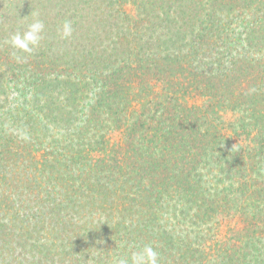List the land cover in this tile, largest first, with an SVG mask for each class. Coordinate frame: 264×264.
<instances>
[{"label":"trees","instance_id":"trees-1","mask_svg":"<svg viewBox=\"0 0 264 264\" xmlns=\"http://www.w3.org/2000/svg\"><path fill=\"white\" fill-rule=\"evenodd\" d=\"M16 2L7 3L8 15L13 12L16 18L7 28H15L26 15H17L27 11L26 3L17 2L14 10ZM132 4L133 15L120 10L125 32L111 42L114 54L103 58L102 50L90 60L100 70L91 74L92 83L101 82L94 85L92 97L87 96L92 84L82 67L75 76L59 75L57 64L37 60L45 56L43 51L26 53L0 37V88L10 72L13 79H24L30 91L28 109L20 110L25 123H9L11 130L3 134L7 138L0 139V255L12 256L17 247L29 258L18 263L10 257L11 264H117L151 246L158 264H264V243L259 242L264 237V64L258 63L264 58V0ZM86 7L98 9L91 3ZM223 11L252 13L246 46L255 42L259 58L230 62L218 76L214 71L222 68H203L216 61L203 62L210 54L202 39L205 24L213 29L217 13ZM87 25L90 29L92 22ZM71 26L76 28L75 23ZM49 125L72 129L66 137H72L70 156L36 148L42 142L30 143ZM21 132L29 139L19 138ZM87 132L92 142L84 144ZM24 152L30 172L25 176L21 167L19 178L13 170L7 173L6 166L18 167L13 162ZM24 184L28 194H23ZM16 185L21 192H12L16 196L11 200L7 188L15 191ZM27 195L40 199V206L45 195L49 211L42 214L56 212L51 219L57 224L49 225L56 235L31 225L33 215L21 200ZM165 200L178 206L179 217L201 236L179 238L156 224ZM67 210L73 215L58 220ZM98 211L106 213L104 220H84ZM212 223L218 229L226 226L228 239L224 228L223 234H211ZM93 246L97 256H89Z\"/></svg>","mask_w":264,"mask_h":264},{"label":"rangeland","instance_id":"rangeland-1","mask_svg":"<svg viewBox=\"0 0 264 264\" xmlns=\"http://www.w3.org/2000/svg\"><path fill=\"white\" fill-rule=\"evenodd\" d=\"M19 2H25L26 3V10L20 12L17 15H23L21 20L17 21V25L15 28L11 29L7 28L5 26L6 23H10V26L12 25L14 19V14L8 15V8L10 6L7 5V3L10 2V0H0V37L3 36L4 42L8 41L10 37L20 32L21 34L27 30V27L29 24L33 23L36 19H39L44 24V29L40 33L41 39L37 46L34 47L32 54H41L43 51V54H45L44 57H38L37 60L42 61L46 64H57L60 69H58V74L60 75H74L78 74L80 68L82 67L83 71L82 73L86 75L87 80L92 84L89 86L90 93H88V97H92L93 93L96 92V87L94 85H99L100 79H97L95 84H93V79L90 78L92 73L98 72L94 70L95 67L91 65L90 60H94L93 54L98 53L101 55L102 52L103 58L104 56H108L109 54L113 53L114 50H112V41L120 40L121 36L125 32V28L122 27V16H121V8H126L127 11L130 13V15H133L134 13V5L132 4V0H16ZM103 1L101 4L100 2ZM110 2L112 4L110 5ZM17 2L14 4L13 9L17 7ZM60 3V4H58ZM91 3L93 6H97L98 9L88 8L86 5ZM109 3L107 6L106 4ZM104 5L105 8L102 6ZM86 7V8H84ZM243 14V15H242ZM252 13L245 14V11H241V14L239 12H232L230 14H227V12H218L217 17H215V27L211 30L206 29V26L208 24H205V30L203 32L202 39L203 43L202 46H206L203 49L205 52H208L210 54L209 57L204 58L203 62H212L216 61V65L214 63H211L212 65H205L203 68L205 69H215L222 68L218 72L214 71V73L218 76H220L221 71H226L227 67H230V62H236V64H239V61H246L248 59H257L259 58L258 52L253 46L256 44L253 42L250 47L246 45L248 44V41L246 39V32L245 29L249 25V20L252 18ZM65 21H70L71 24L75 23L76 28L72 31V40L68 39L64 44V40L61 38V33L63 29V23ZM88 22H92L91 30L88 29ZM157 29V27H156ZM90 30V31H89ZM44 32V33H43ZM48 43L52 47L48 46ZM60 47V45H62ZM181 44V43H180ZM264 54V49L261 51ZM260 53V54H262ZM90 55L91 58L87 59V56ZM28 56V55H26ZM111 56V55H110ZM112 57V56H111ZM202 57V56H201ZM113 58V57H112ZM121 58H124V55L120 56L119 58H115V63H120ZM262 58V61H258L260 64H264V58ZM85 59L88 60V62H85ZM32 60H35L32 59ZM99 60V59H98ZM69 63L70 65H68ZM74 63L76 65L74 66ZM106 63L104 67H106ZM102 67V68H104ZM4 68V67H3ZM53 70V69H50ZM106 69H102V72H105ZM52 72V71H51ZM50 74H53L50 73ZM55 74V73H54ZM57 74V73H56ZM12 74L7 73L4 77V83L3 87L0 88V106H3V108H0V139H6L4 135L7 133V130H11L9 123L14 124H22L25 123L24 120V112L20 110L28 109L27 105L29 103V96L30 91L27 88V86L24 84V79L22 78H16L13 79L11 77ZM84 75V76H85ZM85 78V79H86ZM90 101V100H89ZM88 102V100H87ZM85 103H81L83 105ZM16 108H18L16 110ZM80 110V109H79ZM12 111L11 115L9 116L6 114L8 112ZM4 113V114H3ZM3 130V131H1ZM72 129H64L57 127L56 125H49L47 127V131L43 135L38 134L36 140L31 139L32 142H42V145L39 147V145L36 146V148H39L40 150H45V152H51L54 149V154L58 153L59 156L65 155L70 156L74 152L72 148L68 145L72 141V137L66 138L69 134H71ZM92 132V131H91ZM38 133V132H37ZM4 134V135H3ZM114 138H117L118 134L113 133ZM91 134L87 132L86 137L83 139V142L87 140L91 141L90 139ZM20 138V137H19ZM18 138V140H19ZM66 138V139H65ZM69 140V141H68ZM92 142V141H91ZM90 142V143H91ZM87 146V145H86ZM95 147V145L90 144V148ZM34 148V147H33ZM30 151L31 149L28 148ZM32 151V150H31ZM27 154L26 152L21 153V156L16 159L17 162H13V164L18 165V167L12 168L11 165L7 168L6 171L9 173L13 170L14 174L18 176V178L21 176V167L25 170V176L27 173L30 172V164L29 160H27L24 155ZM16 157L15 155L13 156ZM64 158V157H63ZM10 161V164H12ZM8 164V163H7ZM20 172H19V171ZM9 171V172H8ZM77 175V174H76ZM74 176V178L76 177ZM77 183L80 182V180H76ZM124 186V185H122ZM128 186H134L133 184L129 183ZM128 186H124L125 189L128 188ZM26 184L22 186L23 194H28L27 191H29V187H27ZM135 187V186H134ZM133 187V189H134ZM3 189V187H1ZM15 191L13 189L7 188V194L14 198L16 195H12V192L20 194L21 190L20 187L17 188V185L14 187ZM43 202L41 203V206L37 203L40 199L36 200L33 199L31 196L27 195V199L23 198L21 200L25 201V208L27 209V212L29 215H33V218L31 220V225L36 227L37 229L42 226H44V229L50 234L49 236L56 235V230L53 232L49 229V225L51 223L52 226H55L57 223L51 219V215L56 214L54 212L53 214L43 215L42 213H47L49 210L47 207V204L44 202V199L46 198L45 195H42ZM53 198V196H50ZM83 199L81 202L86 201L85 195L82 194ZM52 198L49 200L52 201ZM89 199V198H87ZM77 200V198L75 199ZM36 201V202H35ZM41 202V201H40ZM74 202V201H72ZM37 205V206H36ZM66 205V204H64ZM163 205V211H159L158 217L160 221L156 224H159L163 226L167 231L171 230L174 234V236H178L179 238L183 237V235L188 234V237L193 240L194 237L201 236V233H198L197 228L191 225V223L187 221H183L181 217H179L178 213V206L174 205L172 201H164L162 203ZM176 206V208H174ZM38 207V208H36ZM70 208V207H68ZM76 211V210H73ZM92 216L89 218L85 217L84 220H89V222L96 223L97 216H99V220L102 221L105 219L104 212L98 211L97 213L91 212ZM175 214V216L173 215ZM66 215L72 216L73 214L71 211H66V213L61 214L58 216V220H60V217L63 219H67ZM120 215H116L115 217L118 218ZM54 218V217H53ZM95 220V221H94ZM137 220V217L135 218ZM72 221V220H71ZM42 222V223H41ZM88 222V223H89ZM210 225H207L209 227ZM223 226V225H222ZM211 230L210 233H215V231L218 230V232H221L223 234V228L225 230L224 235L227 237L230 236L227 233V227L224 226L222 228L215 227L214 223L211 224ZM37 231H40L37 230ZM244 234V232H242ZM197 235V236H196ZM99 241V239H98ZM97 241V242H98ZM195 242H200V239H195ZM259 242L264 243V237H259ZM1 244V241H0ZM15 243L12 242L11 247L14 248ZM255 246H257V250H261V246L259 244L253 242ZM102 245H100L98 248H101ZM140 245L134 246L139 247ZM97 246H93V251L89 253V256H97ZM131 247V245L129 246ZM128 247V249H129ZM26 250H29V248L26 247ZM249 252H252L255 254L253 249L249 248L247 249ZM8 253V252H7ZM7 253H3L0 255V258H5L0 260V263L2 264H11V258H16V261L23 262L22 258L28 259L29 256L27 253L19 251L17 247L15 248V252H12V256H7ZM8 257V258H7ZM11 257V258H10ZM224 264L223 261L218 260L217 264ZM242 264H253V262H243Z\"/></svg>","mask_w":264,"mask_h":264},{"label":"clouds","instance_id":"clouds-1","mask_svg":"<svg viewBox=\"0 0 264 264\" xmlns=\"http://www.w3.org/2000/svg\"><path fill=\"white\" fill-rule=\"evenodd\" d=\"M44 29V24L39 19H36L33 23L29 24L27 30L22 34L17 32L13 34L8 43L12 48L20 51L31 53L35 46L38 45L41 36L40 33ZM72 26L70 21H65L61 33V38L66 39L72 35ZM13 56L17 61H21V57L13 53ZM20 138L29 139L27 133L21 132ZM117 264H158V254L151 246H145L141 251L134 252L130 258H121L117 261Z\"/></svg>","mask_w":264,"mask_h":264}]
</instances>
